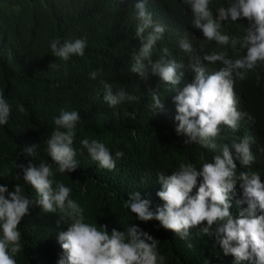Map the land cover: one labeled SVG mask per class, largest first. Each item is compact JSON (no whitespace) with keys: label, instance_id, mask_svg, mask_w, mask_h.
<instances>
[{"label":"trees","instance_id":"16d2710c","mask_svg":"<svg viewBox=\"0 0 264 264\" xmlns=\"http://www.w3.org/2000/svg\"><path fill=\"white\" fill-rule=\"evenodd\" d=\"M134 2L0 0V90L12 106L8 124L0 126V183L7 185L9 191L16 183L23 185L22 177L20 180L16 176L19 170L12 167L13 159L25 165L30 160L36 165L41 161L51 163L46 141L55 128L53 117L62 109L75 110L82 120L73 145L78 167L74 172L61 174L53 164V179L72 189L70 198L84 208L86 222L107 225L109 231L112 228L126 231L135 223L160 240L158 249L166 257V264H234L232 255L223 254L214 232L201 234L198 226L189 229L187 239H181L160 227L156 220L146 223L136 220L123 203L128 193L138 191L141 198L150 200L149 208L154 212L163 203L156 195L161 188L157 181L159 173L171 175L180 163H192L199 169L204 162H211L212 157L220 154L224 144L230 146L233 140L238 142L244 135L254 139L251 150L255 162L250 170L259 172L264 182V153L258 151L264 148V63L248 73V79L236 82L237 109L248 113L251 119H241L236 132L221 125L216 152L195 143L185 145L183 141L187 136L175 131L178 122L174 120L172 97L176 92L170 91L172 86L165 85L157 76L149 74L145 80L130 71L131 53L139 47L134 35L138 23L133 16ZM224 3L225 0H212L210 7L214 11ZM147 7L151 13L156 10L162 14L165 20L153 19L155 22L166 25L164 38L153 49V61L162 47H169L174 58L185 64L186 79L190 82L188 54L183 53L178 44L185 30L190 37L191 33L195 35L187 7L179 0H149ZM241 23L247 24L243 20L235 24L225 22L224 29L235 35L242 31ZM83 37L87 38V47L82 58L73 56L65 65L50 54L52 39L63 43ZM193 43L198 47V40ZM213 48L214 43L208 44L206 51ZM225 50L232 54L230 49ZM53 63L56 67L50 68ZM98 68L103 74L96 80L90 79L88 74ZM206 68L213 72L208 65ZM257 74L261 77L259 87L256 86ZM101 80L111 83L113 92L123 86L140 100L109 108L103 101ZM150 89L159 91L163 112L154 113L151 109ZM18 105H23L25 111L19 112ZM131 112H135V119L126 115ZM85 138L105 143L113 156L117 150L123 151L124 157L116 161L112 171L99 168L87 151L81 149L80 140ZM33 144L39 145L34 160L24 155L17 159L23 147ZM230 151L234 154V149ZM235 163L237 174L249 170L241 167L238 160ZM195 191L193 189V195ZM24 194L36 199L34 189L27 185ZM231 196L233 207L230 210L235 215L239 210L236 202L244 199L239 185ZM239 207L246 208L247 203ZM58 215V212L44 213L35 205L30 207L29 214L19 225L23 251L15 257L17 264H56L62 251L57 234L67 227L61 224L57 228Z\"/></svg>","mask_w":264,"mask_h":264},{"label":"clouds","instance_id":"9594fccd","mask_svg":"<svg viewBox=\"0 0 264 264\" xmlns=\"http://www.w3.org/2000/svg\"><path fill=\"white\" fill-rule=\"evenodd\" d=\"M125 3L126 0H121ZM212 0H179L187 7L191 32L185 30L179 39V48L188 54L192 72L191 81L186 79L185 64L178 62L169 47H162L159 56L153 61V49L158 41L164 38L166 25L157 23L164 20L156 10H148L149 0H135L133 16L138 23L135 27V37L139 47L131 53L130 71L141 79H147L149 74L159 77L165 85H171L170 91H175L172 97L175 104L174 120L178 122L175 128L179 135L183 133L187 139L185 145L199 144L202 148L215 151L217 137L220 136V126H226L233 132L239 127V121L248 117V113L237 109L236 82L248 79V73L253 72L264 63V0H225L224 4L213 9ZM243 20L242 31L233 35L224 29L225 22L235 24ZM198 40V47L194 41ZM214 43L215 48L206 51L208 44ZM87 47V38H76L72 41L52 39L49 42L50 54L65 65L71 57H83ZM231 50V55L229 51ZM213 72H209L206 68ZM56 64L50 65L55 68ZM103 74L98 68L88 75L92 80ZM103 101L109 108H115L121 103L137 102L140 97L125 90L123 86L113 92V85L104 80ZM261 77L256 76V86L259 87ZM182 86V87H181ZM151 109L164 111V103L159 91L150 89ZM17 110L24 112L23 105ZM12 106L0 90V126L7 125ZM130 119H135V112L126 113ZM55 128L47 139L48 156L51 163L41 161L38 165L31 162L25 165L12 160V167L23 185L15 184L9 191L7 185L0 183V264H17L16 255L23 251L19 225L29 214L31 206H38L44 213L58 215L57 228L66 225V230L57 234V242L61 248L56 264H166V257L158 249L160 240L153 238L148 232L135 223L126 231L107 225L86 222L84 208L70 198L72 189L60 181L53 179V164L56 171L65 174L74 172L78 163L73 147L76 129L81 123L77 111L61 110L53 117ZM253 137L244 135L231 145L224 144L220 154L212 157L211 162H204L197 169L192 163H180L171 175L163 172L157 175L161 185L156 192L163 202L155 211L149 208L150 200L141 198L138 191L128 193L123 207L134 214L140 222L156 220L160 227L170 230L181 239H187L189 229L198 227L201 234L218 237V243L224 255H232L234 264H264V182L259 172L251 171L255 156L251 150ZM39 145L25 146L17 154L36 156L35 149ZM82 150H86L90 158L97 162L98 167L112 171L116 161L124 157V152L117 150L115 155L105 143L96 139L80 140ZM230 149H234V154ZM264 153V148L258 149ZM249 169L237 174V164ZM7 169L5 172L7 173ZM34 189L36 199H30L24 194L25 186ZM55 185V187L53 186ZM242 189L243 200H238V212L234 215L230 210L232 196L236 186ZM193 189H196L193 195ZM246 208H240L243 203ZM98 225V226H97ZM192 247L191 243H188Z\"/></svg>","mask_w":264,"mask_h":264}]
</instances>
